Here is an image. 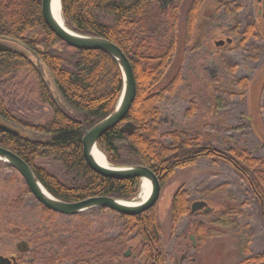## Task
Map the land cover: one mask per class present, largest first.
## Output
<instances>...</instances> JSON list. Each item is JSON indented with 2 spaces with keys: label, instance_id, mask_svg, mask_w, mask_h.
Segmentation results:
<instances>
[{
  "label": "trees",
  "instance_id": "obj_1",
  "mask_svg": "<svg viewBox=\"0 0 264 264\" xmlns=\"http://www.w3.org/2000/svg\"><path fill=\"white\" fill-rule=\"evenodd\" d=\"M185 1L173 0L161 9L159 0H61L65 25L77 34L102 37L118 46L135 78L130 109L99 137L97 146L112 166L151 169L162 187L176 170L200 160L226 163L247 183L264 221V156H253L238 146L218 148L199 134L160 131L159 104L183 81L180 70L168 79L178 46L177 26L184 22V39L189 44L206 0H189L182 16ZM226 13L231 11L226 9ZM238 84L243 93L247 80ZM122 88L121 70L107 52L74 48L48 28L42 0H0V122L19 133L0 130V147L22 158L55 198L76 202L106 196L129 201L138 194L139 178L102 176L88 166L82 153L85 132L113 111ZM39 107L48 111L41 122L35 114ZM126 122L133 124L131 132L122 130ZM23 192L31 194L24 183ZM39 206L43 214L29 239L32 248L53 244L51 216L57 213ZM190 209L187 191L177 189L169 207L170 228L191 215ZM96 212L113 214L110 218L115 222L110 224L117 234L111 236L109 226L102 228L104 223L96 226L75 245L77 255L71 257L72 251H66L69 262L108 264L133 242L142 264H166L164 248L154 236L153 227L159 230L155 206L132 216L100 207L69 218L88 222V216ZM190 225L199 243L213 235L200 221H190ZM51 249L58 261L65 259ZM237 264H264V251Z\"/></svg>",
  "mask_w": 264,
  "mask_h": 264
},
{
  "label": "rangeland",
  "instance_id": "obj_2",
  "mask_svg": "<svg viewBox=\"0 0 264 264\" xmlns=\"http://www.w3.org/2000/svg\"><path fill=\"white\" fill-rule=\"evenodd\" d=\"M188 1L181 9L182 16ZM226 9L231 13L227 14ZM176 32L178 46L168 79L180 70L183 81L173 95H166L159 104L161 133L178 129L199 134L218 148L238 146L253 156H264V0H206L191 42L184 43L183 21ZM220 39L224 44L215 45ZM243 78L247 86L242 93L238 82ZM47 113L43 107L35 112L40 122ZM179 188L187 191L190 204L204 201L211 210L199 209L183 216L171 229L169 207ZM19 191L24 195L22 178L0 162V200L7 202L0 211V231L10 240V244L0 246L1 253L15 250L18 235L31 239L38 217L43 214L31 194L24 195L25 202L14 208V193ZM154 206L166 264H237L264 251V221L259 205L247 183L226 163L213 165L209 160H200L176 170L169 183L161 186ZM112 216L96 212L83 222L58 213L52 215V246H30L21 255L24 264H72L68 259L75 256V245L90 236L96 226L104 223L102 228L109 226L111 236L117 234L115 225L110 224L115 222ZM196 220L213 235L202 243L194 237L192 246L190 221ZM49 249L58 250L65 259L58 261L57 253L53 255ZM67 250L72 251L71 257L65 254ZM108 264H142L136 244L128 243L123 254Z\"/></svg>",
  "mask_w": 264,
  "mask_h": 264
},
{
  "label": "water",
  "instance_id": "obj_3",
  "mask_svg": "<svg viewBox=\"0 0 264 264\" xmlns=\"http://www.w3.org/2000/svg\"><path fill=\"white\" fill-rule=\"evenodd\" d=\"M51 1L52 0H42V16L48 28L59 39L74 48L98 49L107 52L117 62L122 74L123 88L115 108L108 116L87 130L82 138V153L84 160L93 171L105 177L115 179L139 178L140 180L146 178L151 183V190L144 201L135 204H131L129 201L118 200L106 196H94L76 202H65L48 193L36 179L30 166L12 151L0 147V162L15 169L23 178L34 198L45 208L53 212L66 216H74L91 209L105 207L121 215L132 216L140 214L152 208L159 198L161 185L154 172L145 166L114 167L109 164L103 166L94 160L92 154L93 149L97 147L99 137L106 130L123 120L133 103L136 93V85L130 62L121 49L112 42L102 37L80 35L66 26L59 25L53 17ZM172 1L173 0H162L160 8H166ZM257 1L259 2L260 0ZM220 43L222 44L223 42L221 41ZM0 130L14 135L19 134L16 129L2 122H0ZM122 130L131 132L133 130V124L131 122H126L122 126ZM199 209H203V212L211 210V208L207 207L206 202L196 201L191 204L190 212L193 213ZM153 230L155 238L158 239L156 228L153 227ZM190 239L194 246V236L191 235ZM125 255L127 256L128 253ZM0 264H9V261L0 256Z\"/></svg>",
  "mask_w": 264,
  "mask_h": 264
},
{
  "label": "flooded vegetation",
  "instance_id": "obj_4",
  "mask_svg": "<svg viewBox=\"0 0 264 264\" xmlns=\"http://www.w3.org/2000/svg\"><path fill=\"white\" fill-rule=\"evenodd\" d=\"M197 22H198V19H197ZM197 22H196V25H195V29H196V26H197ZM225 39H226V41L230 42V39H228V37H226ZM221 41L223 42L222 44L220 43ZM184 43H185V39H184ZM223 44H224V41L221 40V39L215 42V45H217V46H219V45L221 46ZM214 76L215 75H213L212 77H214ZM8 168L14 170L17 173L18 177H21L19 175V173L15 169H13L11 167H8ZM22 182L24 183V180L23 179H22ZM1 193H3V192H1ZM24 195L22 194V191H19L18 193H14V198H13L14 199V203H13L14 208L20 207L22 205V203L25 202V200H24V197L25 196ZM6 203L7 202H4V200H0V211H3L4 210L5 205H7ZM9 226H11V225H9ZM16 235H18V234H16ZM18 236L14 240L15 250L8 251V252H3V253L0 252V256L3 257V258H5V259H7L9 261V264H24V261H23L21 255L27 253L29 251V249H30L29 239H27L25 237H18ZM7 237H9V236H6L5 237V234H3V231H0V246L2 244H6V243L10 244V240L7 239ZM6 240L8 242H6ZM22 243H26V244H22Z\"/></svg>",
  "mask_w": 264,
  "mask_h": 264
},
{
  "label": "bare ground",
  "instance_id": "obj_5",
  "mask_svg": "<svg viewBox=\"0 0 264 264\" xmlns=\"http://www.w3.org/2000/svg\"><path fill=\"white\" fill-rule=\"evenodd\" d=\"M60 5H61L60 0H52L51 1L52 14H53L55 21L59 25L66 26L65 22H64V18L61 14ZM92 154H93L94 160L98 164L103 165V166L108 165L103 153L98 149V147H95L93 149ZM150 190H151V183L149 182V180L146 178L141 179L140 184H139V194L135 199L129 201V203L135 204V203H139V202L144 201L148 197Z\"/></svg>",
  "mask_w": 264,
  "mask_h": 264
}]
</instances>
